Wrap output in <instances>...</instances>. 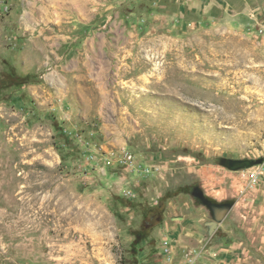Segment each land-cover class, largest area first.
<instances>
[{
    "label": "rangeland",
    "instance_id": "obj_1",
    "mask_svg": "<svg viewBox=\"0 0 264 264\" xmlns=\"http://www.w3.org/2000/svg\"><path fill=\"white\" fill-rule=\"evenodd\" d=\"M196 2L0 0V264H264V0Z\"/></svg>",
    "mask_w": 264,
    "mask_h": 264
},
{
    "label": "crops",
    "instance_id": "obj_2",
    "mask_svg": "<svg viewBox=\"0 0 264 264\" xmlns=\"http://www.w3.org/2000/svg\"><path fill=\"white\" fill-rule=\"evenodd\" d=\"M197 2H199L200 5H205V11H209L210 4L220 3L223 5V7H225V10L231 11L236 14L238 12H242L245 9L244 4L246 0H197Z\"/></svg>",
    "mask_w": 264,
    "mask_h": 264
},
{
    "label": "built area",
    "instance_id": "obj_3",
    "mask_svg": "<svg viewBox=\"0 0 264 264\" xmlns=\"http://www.w3.org/2000/svg\"><path fill=\"white\" fill-rule=\"evenodd\" d=\"M260 173H261L260 170H254V171L250 172V174H249V184L251 186L257 184V182L259 180V177H260Z\"/></svg>",
    "mask_w": 264,
    "mask_h": 264
}]
</instances>
